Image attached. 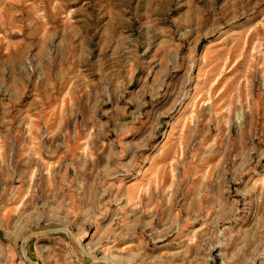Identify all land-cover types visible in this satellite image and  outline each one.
Returning a JSON list of instances; mask_svg holds the SVG:
<instances>
[{
    "label": "rangeland",
    "instance_id": "374dc122",
    "mask_svg": "<svg viewBox=\"0 0 264 264\" xmlns=\"http://www.w3.org/2000/svg\"><path fill=\"white\" fill-rule=\"evenodd\" d=\"M264 0H0V264H264Z\"/></svg>",
    "mask_w": 264,
    "mask_h": 264
},
{
    "label": "bare ground",
    "instance_id": "6f19581e",
    "mask_svg": "<svg viewBox=\"0 0 264 264\" xmlns=\"http://www.w3.org/2000/svg\"><path fill=\"white\" fill-rule=\"evenodd\" d=\"M264 230V229H263Z\"/></svg>",
    "mask_w": 264,
    "mask_h": 264
}]
</instances>
